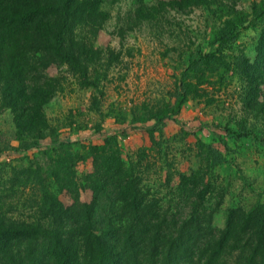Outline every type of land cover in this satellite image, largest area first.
Segmentation results:
<instances>
[{
  "label": "rangeland",
  "instance_id": "obj_1",
  "mask_svg": "<svg viewBox=\"0 0 264 264\" xmlns=\"http://www.w3.org/2000/svg\"><path fill=\"white\" fill-rule=\"evenodd\" d=\"M99 1L104 14L100 29H84L79 22L74 23L73 35L68 34L77 43L75 55L81 54L79 73L58 59L48 67H43V58L35 63L48 78L59 79L58 92L43 107L48 123L41 130L43 138L22 137L12 109L0 95V218L4 224L11 220L14 225H36L38 219L28 218L39 217L38 209L33 207L30 213L29 207L41 199L40 180L61 207H70L72 196L59 192L52 176L56 164L64 159L78 177L92 172L93 159L86 148L102 146L110 136L116 138L126 166L143 164V183L151 182L167 200H177L183 176L191 177L185 179L189 184L194 178L201 180L196 185L206 191V207L216 229L224 228L229 209L264 206V115L248 112L243 105L250 83L244 64L256 62L263 24L239 29L226 44L211 45L228 18L226 8L219 11L212 5L182 11L169 6L177 0ZM232 1L249 18L255 0ZM82 45L100 49L93 50L100 55L92 60L90 54L92 62L85 61L89 50H80ZM213 53L215 58L207 60L212 65L191 66L200 56ZM83 69L96 86L80 85ZM182 80L191 93L172 116ZM157 115L171 117L157 124ZM226 129L252 135L237 138ZM25 143L32 147L20 149ZM211 150L219 152L220 162L212 163ZM33 193L37 195L31 197ZM79 195L83 203L92 200L89 188H80ZM43 223L50 224V219ZM233 258L226 260L230 263Z\"/></svg>",
  "mask_w": 264,
  "mask_h": 264
},
{
  "label": "trees",
  "instance_id": "obj_2",
  "mask_svg": "<svg viewBox=\"0 0 264 264\" xmlns=\"http://www.w3.org/2000/svg\"><path fill=\"white\" fill-rule=\"evenodd\" d=\"M98 4L99 0H0V95L2 103L12 109L14 124L22 137L43 138L41 130L48 126L43 107L59 89V79L48 78L35 63L43 58V67H48L58 59L79 73L81 54L75 55L77 43L69 35H73L74 23L79 22L84 29H100L104 14ZM212 5L219 11L226 8L228 18L216 31L211 45L226 44L239 29L263 24L256 62L244 64L250 83L243 105L248 112L264 115V0L253 2L249 18L238 12L231 0L169 2V6L182 11ZM84 48L79 47L89 50L85 56L89 63L94 55H100L93 51L100 49ZM213 58L214 53L200 56L191 66L208 67L214 62L207 60ZM81 75L82 87L96 86V80L88 78L87 69ZM185 81L176 89L172 116L180 112L191 93ZM166 116L171 117L155 116L156 123L163 122ZM226 131L237 138L252 135ZM31 147L25 143L20 149ZM86 149L93 159L92 172L78 177L62 159L52 174L59 192L72 196L70 207H61L57 197L44 187V180H40L41 199L29 207L30 213L33 207L38 209L39 217L27 216L38 219L36 225H14L11 220L4 224V218H0V264H264L261 204L247 211L229 209L224 228L216 229L213 214L206 207V191L196 185L201 180L195 182L194 178L189 184L185 179L191 177L183 176L177 200H167V195L160 196L151 182L143 183V164L136 168L134 164L126 166L115 137H107L102 146ZM211 152L212 163L220 162L219 152ZM169 183L167 180L165 185L168 190ZM80 188L92 191L89 203L81 202ZM44 219H50V224H40ZM227 257L234 258L229 263Z\"/></svg>",
  "mask_w": 264,
  "mask_h": 264
}]
</instances>
